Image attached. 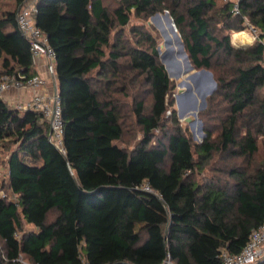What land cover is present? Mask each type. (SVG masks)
I'll return each mask as SVG.
<instances>
[{
    "label": "trees",
    "instance_id": "trees-1",
    "mask_svg": "<svg viewBox=\"0 0 264 264\" xmlns=\"http://www.w3.org/2000/svg\"><path fill=\"white\" fill-rule=\"evenodd\" d=\"M25 1L1 11L2 74L38 73L17 21ZM35 4L36 23L57 53L65 152L40 111L0 98V144L19 145L8 159L17 199L0 194V264H223L222 250L239 253L264 222V48L260 40L237 45L231 33L249 24L263 33L264 0H238L239 13L232 0ZM165 11L194 67L211 70L218 84L205 112L220 113L218 133L206 129L198 158L177 118L156 36L136 24L124 36L132 17ZM128 99L142 135L133 149L119 144ZM217 153L227 180L200 183L197 171ZM21 217L36 229L19 237Z\"/></svg>",
    "mask_w": 264,
    "mask_h": 264
},
{
    "label": "built area",
    "instance_id": "built-area-1",
    "mask_svg": "<svg viewBox=\"0 0 264 264\" xmlns=\"http://www.w3.org/2000/svg\"><path fill=\"white\" fill-rule=\"evenodd\" d=\"M232 1L235 2L233 7L234 12L239 13L238 0ZM35 10V0H26L18 10L17 21L20 29L30 41L34 61L36 62L41 57L47 59L46 75L37 73L27 77L22 74L18 76L5 74L0 80V98L8 101L15 91L22 93L31 91L32 95L25 102V105L20 104L18 107L20 109L33 108L40 111L44 119L50 122V140L61 151L65 152L62 99L56 75L57 53L50 44L47 33L36 23ZM247 21L248 19L246 18ZM246 30L250 37L249 41L255 42L256 40H260L264 48V32L261 33L260 29L252 24H249ZM9 173L10 169L8 167L7 175L4 178L9 179ZM0 194L6 196L2 191ZM221 257L223 264H257L263 260L264 222L259 227L252 229L247 244L239 253H231L224 249L221 252ZM84 264L90 263L85 262Z\"/></svg>",
    "mask_w": 264,
    "mask_h": 264
},
{
    "label": "rangeland",
    "instance_id": "rangeland-1",
    "mask_svg": "<svg viewBox=\"0 0 264 264\" xmlns=\"http://www.w3.org/2000/svg\"><path fill=\"white\" fill-rule=\"evenodd\" d=\"M105 2L111 7L114 8L117 5L118 0H105ZM17 7L15 0H0V15H1V11L2 10H6V9H15ZM165 12L160 13L161 15H163ZM153 16V15H152ZM152 16L149 17L148 20H143V19H137L135 17H132L130 25L126 26L125 29V33L124 36H131L130 34V26H132L133 24H136L138 26H145L147 27L149 30H151L153 32V34L156 36L157 38V44H158V49L160 48V53H164L167 51H170L171 49H175L174 54L177 52V49L180 47L179 43L175 40V34L172 31L171 27H170V23L168 20H166L165 18L162 19V23L160 24H156L153 20H152ZM122 28H118L117 30H121ZM166 29V31H165ZM244 31L248 32L246 29H244ZM242 32L241 34V40H246L245 39V32ZM239 33L237 31H232L231 35L233 33ZM172 39L171 42H169L168 40ZM232 40L233 42H242L240 39L239 40H234V37L232 35ZM248 42V41H245ZM253 42H250L249 44H251ZM186 50V48H185ZM188 54V53H187ZM182 56V55H181ZM1 63H2V56H0V80L2 79V76H4L6 73L2 74V67H1ZM184 66V63H183ZM2 74V75H1ZM183 78V75L179 78H175L172 77V79L174 80V90H173V97L175 93L180 92L181 86L178 85V82ZM260 94H264V88L261 90ZM145 97L147 98V103L149 102V95L146 94ZM190 98L188 97L186 99H183L181 101V104L179 106V109L181 110L183 107H185L189 102H190ZM127 101V100H126ZM10 105L18 107L20 104L21 105H25V102H21V100H19V95H16L15 92L13 93L12 97L7 101ZM128 102L126 107L123 108L124 113H127L126 115V123H125V133L124 136L122 138V140L119 142V144L125 148L128 149H133L136 144L138 143V141L141 140L142 135L140 132V127L137 125V123L135 122V118L133 117L132 113H131V99H128ZM193 102V101H192ZM192 102L190 103V105L192 104ZM189 105V106H190ZM174 107H177V104L175 102V98H174ZM208 107V105H207ZM207 107L204 110H201L199 112V117L203 122V130L205 133L207 128H211L214 130V135H216L218 132V127L220 124V113L219 112H215L212 114H206V110ZM19 108V107H18ZM177 114V112H176ZM192 118H194V115L191 114L190 115ZM177 118L180 122V124L182 125V127L188 132L192 144H193V150L195 153V157L198 158V154L196 153V147L198 145V142H200L201 140V136L198 137V139L193 138V134L192 132H195L197 135L200 133L198 132V125L196 126V129L193 130V128L191 127V124L186 122L184 118H180L177 114ZM18 144L14 141V139H8L6 140L4 143L0 144V167H1V172H0V192H4L6 197H8L9 199L12 200H16L17 196L10 190L9 185H8V179L4 178L7 175V169H8V159L10 154L15 151L18 148ZM228 161H232V158H227ZM240 160V159H237ZM227 162L224 160H221L220 158V154L217 153L213 156V158L211 160H209L208 162H206L203 165V168L198 170L195 177L196 179L200 182V183H204L206 181H208L210 178L212 177H216L218 179H221L223 181H226L228 178V173H227ZM56 215V212L53 211L50 213L49 215V220H52ZM138 225H134L133 226V230H137L138 229ZM36 228L27 223L23 217H21V224L19 225L18 228V236L20 237L22 235V233L24 232H28V231H34ZM5 256V245L2 241H0V257H4ZM21 262L23 263H28L29 260L22 255L20 258Z\"/></svg>",
    "mask_w": 264,
    "mask_h": 264
},
{
    "label": "water",
    "instance_id": "water-1",
    "mask_svg": "<svg viewBox=\"0 0 264 264\" xmlns=\"http://www.w3.org/2000/svg\"><path fill=\"white\" fill-rule=\"evenodd\" d=\"M163 18L168 20L170 23V27L175 34V40L180 45V47L177 49V52L180 55H182L186 67L185 69H183L181 66H179L177 69L173 70L171 69L170 65L167 63V59L176 60L174 54L175 52L174 48L171 49L170 51L160 53V59L161 62L164 64L168 72V75L171 78L172 77L179 78L183 75V78L178 82V85L181 86L180 92L174 94L175 102L177 104L176 111L180 118H184L185 121L190 123L191 125H195L196 123L199 124V133L201 135V140H200L201 142L206 137V133L203 130V122L199 117V112L207 107L208 97L216 91L218 84L211 70L206 68L197 69L194 67L187 54V51L185 50L184 42L180 34L178 33V30L170 13L168 11H165L163 15H161L160 13H156L152 16V20L156 24L162 23ZM168 41L171 42L172 39H169ZM158 50L160 52V48ZM203 79L207 80L208 86L205 89L200 90L198 94H196L194 91L193 83L198 86ZM186 95L193 96L195 102L192 105V107L185 110H179L178 105L180 103V100ZM191 114L194 115V118L190 116ZM193 138L198 139V136L195 134ZM261 262L262 260L259 261L257 264H260Z\"/></svg>",
    "mask_w": 264,
    "mask_h": 264
},
{
    "label": "bare ground",
    "instance_id": "bare-ground-1",
    "mask_svg": "<svg viewBox=\"0 0 264 264\" xmlns=\"http://www.w3.org/2000/svg\"><path fill=\"white\" fill-rule=\"evenodd\" d=\"M242 32L243 31H239V33H234L233 34V37H234V40H241V37L243 36V34H242ZM245 32V31H244ZM241 34H242V36H241ZM249 35H248V33L247 32H245V41H249L250 40V37H248ZM244 37V36H243ZM175 58H176V60H173V59H167V63L170 65V67H171V69H173V70H175V69H177L179 66H181L183 69H185V67H186V65H185V62H184V60H183V57L178 53V52H176L175 53ZM183 63H184V66H183ZM193 86H194V91H195V93L196 94H198V92L200 91V90H202V89H205L207 86H208V82H207V80H205V79H203L202 81H201V83L197 86L196 84H194L193 83ZM188 97H191L192 98V100H193V102H192V104L188 107V108H190V107H192V105L194 104V102H195V100H194V97L193 96H191V95H186V96H184L183 98H181V100H180V103H179V105H178V109H179V106H180V104H181V101L183 100V99H186V98H188ZM188 108H186V109H188ZM180 110V109H179ZM185 110V109H184ZM198 125V132H199V124L198 123H196L195 125H191V127L193 128V130H195L196 129V126ZM192 134H193V136L196 134L195 132H192ZM197 135V134H196ZM201 136V135H200Z\"/></svg>",
    "mask_w": 264,
    "mask_h": 264
},
{
    "label": "crops",
    "instance_id": "crops-1",
    "mask_svg": "<svg viewBox=\"0 0 264 264\" xmlns=\"http://www.w3.org/2000/svg\"><path fill=\"white\" fill-rule=\"evenodd\" d=\"M240 31H244V30H240ZM241 41L242 42H236L235 41L234 43L237 45H246V44L250 43V41H248V42H245V40H241ZM46 62H47V59L45 57H41L35 62V68H36L38 73H40L42 75H46ZM15 94L19 95V100H21V102H23V101L26 102L28 100V98L32 95L31 91H27L26 93L15 91ZM12 95L10 96V98L12 97Z\"/></svg>",
    "mask_w": 264,
    "mask_h": 264
}]
</instances>
